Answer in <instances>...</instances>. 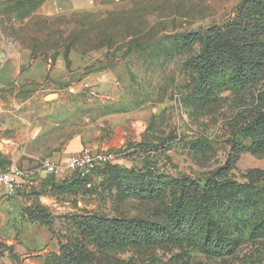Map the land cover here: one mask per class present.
Segmentation results:
<instances>
[{"label": "rangeland", "instance_id": "obj_1", "mask_svg": "<svg viewBox=\"0 0 264 264\" xmlns=\"http://www.w3.org/2000/svg\"><path fill=\"white\" fill-rule=\"evenodd\" d=\"M37 1L0 0V53L53 59L76 50L114 80L101 90L78 82L0 87V171L38 174L36 187L17 193L18 208L12 201L0 208V264H47L69 240L81 241L94 264H264V241L211 257L185 242L96 247L77 226L88 214L164 223L173 182L204 181L235 154L233 142L249 144L239 128L253 94L193 97L185 56L161 42L221 24L241 0ZM80 135L88 144L98 140L92 152L114 156L97 177L71 182L75 175L55 179L42 171L45 160L64 163L68 157L49 154ZM251 169L264 170V152L239 154L228 176L241 181ZM141 189L152 199L128 194Z\"/></svg>", "mask_w": 264, "mask_h": 264}, {"label": "trees", "instance_id": "obj_2", "mask_svg": "<svg viewBox=\"0 0 264 264\" xmlns=\"http://www.w3.org/2000/svg\"><path fill=\"white\" fill-rule=\"evenodd\" d=\"M43 1H37L36 6ZM165 41L185 56L183 69L188 72L193 97L210 102L223 93L253 94L239 128L242 140L249 144L233 142L235 154L204 181L181 178L173 182L164 223L88 214L77 226L96 247L185 242L199 253L224 257L246 242L264 241V170H248L241 181L228 176L239 154L264 152V0H241L221 24L161 40ZM103 170L97 169L96 177ZM88 181L76 177L71 182ZM128 194L134 199H152L150 191L142 189ZM33 219L51 228L44 217ZM47 264L94 263L81 241L69 240L47 256Z\"/></svg>", "mask_w": 264, "mask_h": 264}, {"label": "crops", "instance_id": "obj_3", "mask_svg": "<svg viewBox=\"0 0 264 264\" xmlns=\"http://www.w3.org/2000/svg\"><path fill=\"white\" fill-rule=\"evenodd\" d=\"M94 58L89 54H83L72 50L67 55L58 53L53 59L45 57L30 58L28 55H20L15 59H9L4 53H0V87L20 84L25 88L41 87L45 83H77L83 87L93 86L101 90L104 84L114 80V75L108 73V69H92ZM98 141V140H97ZM96 141V142H97ZM115 138L112 139L114 143ZM96 142H93L96 143ZM84 136H75L63 145L61 152H52L50 157L60 155L69 157L78 153L84 147L92 148ZM13 169V168H11ZM23 193V192H21ZM19 196L9 200H0V208L5 202H15L18 208ZM8 212L12 211L10 209ZM3 217V216H2Z\"/></svg>", "mask_w": 264, "mask_h": 264}, {"label": "built area", "instance_id": "obj_4", "mask_svg": "<svg viewBox=\"0 0 264 264\" xmlns=\"http://www.w3.org/2000/svg\"><path fill=\"white\" fill-rule=\"evenodd\" d=\"M111 153L92 152L84 147L78 153L70 155L62 164L45 160L41 169L46 174L52 175L55 179L62 178L68 174L83 179H91L97 169L105 166L113 159ZM102 169V168H101ZM38 174L36 170L8 169L0 171V200H9L19 192L30 190L38 185Z\"/></svg>", "mask_w": 264, "mask_h": 264}]
</instances>
